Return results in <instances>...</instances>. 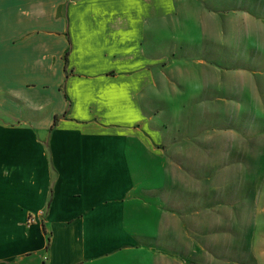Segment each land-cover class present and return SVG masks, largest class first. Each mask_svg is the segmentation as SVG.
I'll list each match as a JSON object with an SVG mask.
<instances>
[{
	"label": "crops",
	"instance_id": "1",
	"mask_svg": "<svg viewBox=\"0 0 264 264\" xmlns=\"http://www.w3.org/2000/svg\"><path fill=\"white\" fill-rule=\"evenodd\" d=\"M258 19L252 0H0V264H158L172 64L221 69Z\"/></svg>",
	"mask_w": 264,
	"mask_h": 264
},
{
	"label": "rangeland",
	"instance_id": "2",
	"mask_svg": "<svg viewBox=\"0 0 264 264\" xmlns=\"http://www.w3.org/2000/svg\"><path fill=\"white\" fill-rule=\"evenodd\" d=\"M261 1L252 0L259 19L239 26L232 57L216 62L221 69L190 61L184 76L180 60L172 64L169 105L157 108L174 141L158 191L167 210L158 220V264H264Z\"/></svg>",
	"mask_w": 264,
	"mask_h": 264
},
{
	"label": "trees",
	"instance_id": "3",
	"mask_svg": "<svg viewBox=\"0 0 264 264\" xmlns=\"http://www.w3.org/2000/svg\"><path fill=\"white\" fill-rule=\"evenodd\" d=\"M57 121V117H56V119H55V122ZM55 122H54V124H55ZM44 228H45V230H46V227L44 226ZM49 238H50V236H49ZM47 247H49V244L47 245ZM43 264H46V261L44 260V262H43Z\"/></svg>",
	"mask_w": 264,
	"mask_h": 264
}]
</instances>
